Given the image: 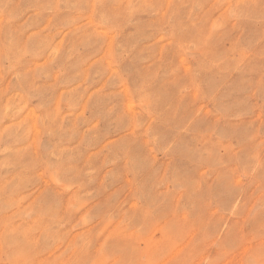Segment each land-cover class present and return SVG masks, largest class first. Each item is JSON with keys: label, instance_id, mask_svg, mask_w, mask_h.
Instances as JSON below:
<instances>
[{"label": "rangeland", "instance_id": "374dc122", "mask_svg": "<svg viewBox=\"0 0 264 264\" xmlns=\"http://www.w3.org/2000/svg\"><path fill=\"white\" fill-rule=\"evenodd\" d=\"M0 264H264V0H0Z\"/></svg>", "mask_w": 264, "mask_h": 264}, {"label": "bare ground", "instance_id": "6f19581e", "mask_svg": "<svg viewBox=\"0 0 264 264\" xmlns=\"http://www.w3.org/2000/svg\"><path fill=\"white\" fill-rule=\"evenodd\" d=\"M176 35V34H175ZM203 60V59H202ZM215 71V70H214Z\"/></svg>", "mask_w": 264, "mask_h": 264}]
</instances>
